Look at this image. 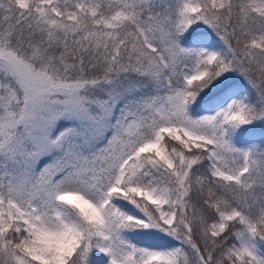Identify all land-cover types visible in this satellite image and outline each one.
<instances>
[{"label": "snow or ice", "instance_id": "6c2138e0", "mask_svg": "<svg viewBox=\"0 0 264 264\" xmlns=\"http://www.w3.org/2000/svg\"><path fill=\"white\" fill-rule=\"evenodd\" d=\"M0 264H264V0H0Z\"/></svg>", "mask_w": 264, "mask_h": 264}]
</instances>
